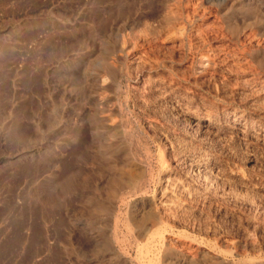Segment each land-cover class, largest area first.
I'll use <instances>...</instances> for the list:
<instances>
[{
  "label": "rangeland",
  "instance_id": "obj_1",
  "mask_svg": "<svg viewBox=\"0 0 264 264\" xmlns=\"http://www.w3.org/2000/svg\"><path fill=\"white\" fill-rule=\"evenodd\" d=\"M0 264H264V0H0Z\"/></svg>",
  "mask_w": 264,
  "mask_h": 264
},
{
  "label": "bare ground",
  "instance_id": "obj_2",
  "mask_svg": "<svg viewBox=\"0 0 264 264\" xmlns=\"http://www.w3.org/2000/svg\"><path fill=\"white\" fill-rule=\"evenodd\" d=\"M195 164V163H194ZM202 164V163H201ZM194 166V165H193ZM207 166V165H206ZM191 167V166H190ZM198 171V170H197ZM195 173V172H194Z\"/></svg>",
  "mask_w": 264,
  "mask_h": 264
}]
</instances>
